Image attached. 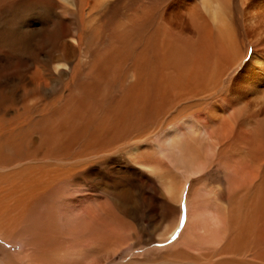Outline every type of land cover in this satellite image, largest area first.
Instances as JSON below:
<instances>
[{"label": "bare ground", "instance_id": "obj_1", "mask_svg": "<svg viewBox=\"0 0 264 264\" xmlns=\"http://www.w3.org/2000/svg\"><path fill=\"white\" fill-rule=\"evenodd\" d=\"M41 3L0 55V264H264V0L0 13Z\"/></svg>", "mask_w": 264, "mask_h": 264}, {"label": "rangeland", "instance_id": "obj_2", "mask_svg": "<svg viewBox=\"0 0 264 264\" xmlns=\"http://www.w3.org/2000/svg\"><path fill=\"white\" fill-rule=\"evenodd\" d=\"M55 1L58 2V3L61 2V0H59V1L58 0H55ZM40 5H41V7H40ZM40 5H38V6L35 5L36 7H33V8L31 6V8H26V9H23V10H19L18 12L17 11H14V12L9 13V11H6L5 12V17L4 16H1L2 14L0 13V37H1L0 38V51H1L0 52V55L3 54V56L4 57L6 56V58H7V55H10L11 54L13 57H15V54L14 53L18 51V49H17L14 53L11 52L13 50L14 46H13L12 41L9 40L8 37L5 35V33H8V30H6V28H7L6 25L7 24L11 25V30H12L13 25L16 24V23H18L21 20V18H23L25 20L28 28L30 29V32H31L32 28L35 25L37 26L38 24L41 23L42 20L44 21L45 19H47V18L50 17V15L48 14V12H46L44 10L45 8L48 7V4L41 3ZM42 7H43V9H42ZM35 15H37L36 16L37 18L35 17ZM4 22H6V23H4ZM33 35H35V34H33ZM4 48H5V50H3ZM187 213H188V208L186 207V211H184L185 216L187 215ZM184 222H185V219H183L181 221L182 224ZM145 246L142 245L139 248L145 247ZM152 246L153 247L148 246V248H149L148 250L149 251H152L153 249H158V250L161 249V250H164L165 248H167L168 246H170V244L165 243V247H162V246H158L157 247L155 244H152ZM137 249L138 248H136L132 252H128V254H124L123 258H119L118 261H116L115 263L120 264L121 262H123V263L126 264L127 262H129L128 259H131V258L133 259V256H135V255L136 256H141L142 252L138 251ZM159 256H160V258H162V255H159ZM159 256H158V258H159Z\"/></svg>", "mask_w": 264, "mask_h": 264}]
</instances>
